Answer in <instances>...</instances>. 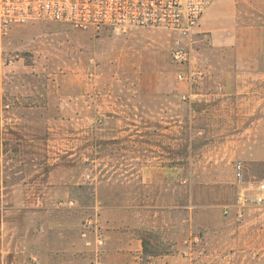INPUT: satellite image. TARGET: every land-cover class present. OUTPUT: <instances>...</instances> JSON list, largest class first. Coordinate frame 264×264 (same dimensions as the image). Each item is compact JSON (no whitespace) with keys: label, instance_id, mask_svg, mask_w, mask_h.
I'll return each mask as SVG.
<instances>
[{"label":"rangeland","instance_id":"rangeland-1","mask_svg":"<svg viewBox=\"0 0 264 264\" xmlns=\"http://www.w3.org/2000/svg\"><path fill=\"white\" fill-rule=\"evenodd\" d=\"M249 1L250 26L264 29V0ZM179 39L50 22L0 35V264H90L88 221L111 255L132 229L140 264L191 253L196 264H264V205L243 220L234 208L264 182V45L236 61L196 33L202 77L185 102Z\"/></svg>","mask_w":264,"mask_h":264},{"label":"built area","instance_id":"built-area-1","mask_svg":"<svg viewBox=\"0 0 264 264\" xmlns=\"http://www.w3.org/2000/svg\"><path fill=\"white\" fill-rule=\"evenodd\" d=\"M216 0H0V35H7L14 27L37 22L59 23L81 31L113 29L128 33L136 28H162L178 34L171 53L172 61L182 67L176 79L187 86L181 96L185 102L195 98L194 87L201 79V71L194 70V40L196 29L209 7ZM236 180L242 184L244 165H235ZM264 205V182L254 197L244 190L235 205L236 217L243 220L246 211ZM229 215V211L225 212ZM83 236L93 258L90 264H105V241L93 222L86 223ZM89 226V227H88ZM91 228V229H89ZM94 229V230H93ZM93 230V231H92Z\"/></svg>","mask_w":264,"mask_h":264},{"label":"crops","instance_id":"crops-1","mask_svg":"<svg viewBox=\"0 0 264 264\" xmlns=\"http://www.w3.org/2000/svg\"><path fill=\"white\" fill-rule=\"evenodd\" d=\"M249 0H216L204 13L196 33L207 37L210 40L211 52L222 56L231 54L236 61L252 59L258 54L264 45V37L257 38L256 33H263V27L253 29L250 22L253 19L251 11H247L246 3ZM238 63V62H237ZM238 71H223L221 77L226 80L223 88L231 96L236 89L234 80L238 76ZM244 75H249L254 71H243ZM226 85V86H225ZM238 88V86L236 87ZM244 230V229H243ZM128 240L118 249L116 254H112L111 248L107 251V261L109 264H140L134 260L142 257V247L133 230L128 232ZM107 246V245H106ZM111 257V259H110ZM182 258L174 255H164L154 258L147 264H196L194 255L188 254Z\"/></svg>","mask_w":264,"mask_h":264}]
</instances>
